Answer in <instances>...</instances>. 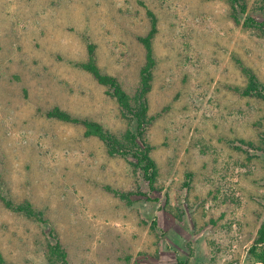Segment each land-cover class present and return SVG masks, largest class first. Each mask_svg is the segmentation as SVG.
Listing matches in <instances>:
<instances>
[{
  "label": "rangeland",
  "instance_id": "374dc122",
  "mask_svg": "<svg viewBox=\"0 0 264 264\" xmlns=\"http://www.w3.org/2000/svg\"><path fill=\"white\" fill-rule=\"evenodd\" d=\"M247 2L236 23L225 0H0L8 264H252L264 223V100L240 91L242 65L264 86V0ZM148 11L159 30L145 130L155 192L134 159L110 155L80 124L46 116L60 107L119 137L133 128L110 89L77 64L94 44L100 69L134 96ZM4 200L30 202L40 216ZM57 242L66 261L51 255Z\"/></svg>",
  "mask_w": 264,
  "mask_h": 264
},
{
  "label": "trees",
  "instance_id": "16d2710c",
  "mask_svg": "<svg viewBox=\"0 0 264 264\" xmlns=\"http://www.w3.org/2000/svg\"><path fill=\"white\" fill-rule=\"evenodd\" d=\"M232 9L233 19L236 23H240V14L248 13L247 0H225ZM151 19V29L144 37H138L140 43L144 46L146 52V62L140 72V84L135 91L134 96H130L122 87L118 79L104 73L97 63L96 46L90 44L88 47V60L77 64L78 67L91 74L100 85L108 87L110 94L117 101L121 108L122 116L128 120L132 129L127 130L121 137L106 130L104 126L98 122L75 117L71 113L62 110L60 107H54L46 113L50 119L59 120L66 123L80 124L86 129V136L97 137L108 147L110 155H118L131 157L136 161V166L143 172L144 179L149 189L153 192L157 191L156 183L158 179V166L152 158L150 152L151 146L145 140V130L151 124L152 118L149 117V94L153 88L154 70L157 60L154 52V39L158 34V18L152 11H148ZM256 23L255 19L248 17L245 20L247 27ZM241 63V62H240ZM242 71L248 78L246 88L238 89L244 96L258 97L264 100V86L261 84L256 75L242 65ZM148 199L154 201L159 198L149 196ZM8 208L16 213L23 214L29 218H38V213L30 202L15 204L6 201ZM51 255L57 259L66 261L67 253L61 247L60 242L50 247ZM248 261L252 264H264V223L258 231V237L250 247L248 252ZM0 264H8L4 256L0 252ZM179 264H185L180 262Z\"/></svg>",
  "mask_w": 264,
  "mask_h": 264
}]
</instances>
